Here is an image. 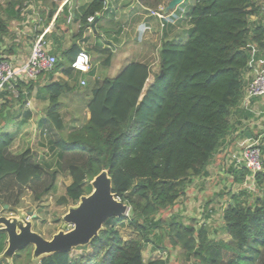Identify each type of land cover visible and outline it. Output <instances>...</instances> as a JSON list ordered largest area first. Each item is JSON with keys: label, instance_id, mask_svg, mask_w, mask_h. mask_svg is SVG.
<instances>
[{"label": "trees", "instance_id": "16d2710c", "mask_svg": "<svg viewBox=\"0 0 264 264\" xmlns=\"http://www.w3.org/2000/svg\"><path fill=\"white\" fill-rule=\"evenodd\" d=\"M25 1L16 0V13L23 11ZM137 1L158 12L168 0ZM104 8V0H92L81 9L79 31L52 72L73 78L71 63L81 51L78 41L87 30V20L99 17ZM262 8L258 0H194L184 15L189 28L174 41L162 40L158 71L153 74L148 64L131 63L115 78L103 79L90 91L89 120L69 133L59 112L67 84L51 83L44 89L48 96L44 122L58 136L49 140V149L57 151V160L65 161L71 180L59 204L76 205L105 170L112 193L129 213L108 220L89 245L78 247L83 255L54 253L38 264H169L168 258L145 262L142 252L149 245L160 252L174 250L181 264H264V129H256L252 137L263 155L260 171L252 174L232 159L234 152L231 156L227 152L231 149L227 139L238 130V116L252 118L242 103L251 81L247 76L251 63L264 66V25L249 20ZM8 9L0 4V60L10 35ZM21 85L16 87L17 99L0 93V195L13 186H38L48 173L29 150L20 155L10 152L14 138L9 112L26 102ZM222 149L228 159L226 175L240 186L228 193L222 209L221 233L228 241L211 238L206 223L194 219L185 223L177 214L166 215L186 196L194 179L209 176L208 167ZM48 174L50 182L43 193L54 186L55 173ZM246 184L252 188L242 189ZM121 228L132 236L123 239ZM6 239L0 232V255ZM31 254V247L20 250L11 264H22L23 255L27 264H33ZM3 263L8 264L0 259Z\"/></svg>", "mask_w": 264, "mask_h": 264}, {"label": "crops", "instance_id": "0c3cea01", "mask_svg": "<svg viewBox=\"0 0 264 264\" xmlns=\"http://www.w3.org/2000/svg\"><path fill=\"white\" fill-rule=\"evenodd\" d=\"M91 1L32 0L27 8L16 13L17 8L13 9L16 0H0L3 9L10 6L7 17L10 35L4 40L2 59L9 62L27 60L33 42L43 33L49 53L59 58L61 53L71 46L79 31L78 18L81 15V9ZM169 1L163 5V10ZM258 1L263 5V10L258 15L252 16L249 22L264 25V0ZM184 9L185 6L180 5L166 14L162 12L163 17L160 18L156 12L144 9L137 0H105L104 11L98 17L94 29L89 23L82 40L78 41L81 50L86 51L90 57V74L74 72L73 78H69L57 70L21 85L20 90L26 97L25 106L19 109V106L15 104L9 112L8 120L14 138L11 154L19 153L14 145L23 138L24 134L21 133H46L47 131L56 133L53 126L48 127L50 125L44 122L48 107V96L44 89L51 83L60 82L67 84L69 88V91L59 99V112L64 127L66 126L65 115L69 118L71 129L65 128L69 133L89 120L87 105L90 91L103 79L115 78L131 63H146L151 72L156 73L158 70L155 72L156 62H152L153 53H157L158 57L162 40L174 41L182 33L181 28L179 31L175 29V27L178 28L175 23L179 13ZM52 10L54 12L51 20L45 25L48 14ZM188 28L186 26L184 30ZM258 63L260 62L251 63L247 73L248 78L252 79L259 73L255 70ZM82 82L84 86L81 85ZM242 106L252 115V118L247 120L244 119L243 114L238 116L236 126L238 130L227 139V146H231V149L228 148L234 154L244 140H250L255 136L256 129L260 130L264 127V98L252 99L248 104L243 102ZM242 133L243 136H241ZM41 147L50 150L49 145ZM27 149L34 150L30 146ZM42 151L46 150L42 149ZM51 152L56 156L57 151ZM39 158L42 157L39 155Z\"/></svg>", "mask_w": 264, "mask_h": 264}, {"label": "rangeland", "instance_id": "374dc122", "mask_svg": "<svg viewBox=\"0 0 264 264\" xmlns=\"http://www.w3.org/2000/svg\"><path fill=\"white\" fill-rule=\"evenodd\" d=\"M167 2H165L166 4ZM184 11L178 15L176 20L175 29L181 28L184 31L188 27V21L185 19L186 7L192 6L194 0L184 1ZM163 9V6L159 8ZM160 12V11H158ZM176 31V32H177ZM177 37V36H176ZM153 61L156 62L155 72L158 70L157 66V53H153ZM261 63L256 66V72L264 70ZM66 130L71 129L69 124L68 115H65ZM262 129V128H261ZM260 129V130H261ZM24 134L23 138L15 142L14 148L19 151L16 155L24 153L27 148L32 147L30 151L34 161L47 169L48 173H55L54 186L49 192L43 193L42 191L50 182V175L47 173L40 185L27 186L18 188L13 186L12 189L0 195V217H16L24 216L31 222V230L40 235L45 240L51 238L62 230V218L67 214L68 210L76 205L72 204H59V200L64 197L65 189L70 184L71 180L67 172L66 163L63 160H57L48 148L41 147L42 145H49V140L57 139V134L52 132L45 133H21ZM14 144V143H13ZM12 144V145H13ZM19 145V146H18ZM18 146V147H17ZM13 147V146H12ZM42 149L45 151L43 152ZM231 156L232 150L227 151ZM39 155L42 158H39ZM43 155H46L45 157ZM233 157V155H232ZM226 163H228L227 154L224 149L215 157L213 163L208 167L209 176L203 179H194L191 186L187 190L186 196L179 200L177 206L168 213L177 214L181 216L185 223H190V220H195L198 224L206 223L211 232V238L216 240L223 239L228 241L229 238L221 233L222 229V209L227 204V195L230 191H237L240 186L232 184V180L226 175ZM242 189H251L250 184L243 185ZM69 227L66 231H69ZM120 236L123 239H128L132 236L130 230L126 228L120 229ZM32 251L33 248L31 247ZM71 257L76 258L83 255L82 249L74 248L70 252ZM143 259L145 262L155 259L168 258L169 264H181V257L174 250L165 249L164 252L153 249L150 245L145 246L143 252ZM1 259V258H0ZM5 260V259H3ZM7 262V260H5ZM22 261V262H21ZM22 264H27L25 255L21 259ZM33 264H38L39 260L33 261ZM8 263V262H7ZM9 262L8 264H11ZM4 264V263H3Z\"/></svg>", "mask_w": 264, "mask_h": 264}, {"label": "water", "instance_id": "95a60500", "mask_svg": "<svg viewBox=\"0 0 264 264\" xmlns=\"http://www.w3.org/2000/svg\"><path fill=\"white\" fill-rule=\"evenodd\" d=\"M185 0H170L164 14L173 11ZM98 17L91 23L94 29ZM92 191L82 196L75 207L62 218V230L51 240H45L31 230V222L24 216L0 217V232L6 236L7 247L1 259L12 262L14 255L27 247H32L31 259L40 260L54 253H69L72 249L84 247L98 236L103 225L111 219L127 216L129 207L112 193L108 171H101L91 182ZM69 231H66L68 228Z\"/></svg>", "mask_w": 264, "mask_h": 264}, {"label": "built area", "instance_id": "2783aa9c", "mask_svg": "<svg viewBox=\"0 0 264 264\" xmlns=\"http://www.w3.org/2000/svg\"><path fill=\"white\" fill-rule=\"evenodd\" d=\"M31 1L26 0L24 7L27 8ZM159 11L156 12V15L162 18L163 9ZM87 21L88 23H92L93 18H89ZM56 62L57 58L50 54L47 49L43 33L33 42L30 56L27 60L21 62L0 60V93H9L13 95L14 99H17L16 87L19 84H28L41 75L52 72ZM71 68L80 74L89 73L91 70V60L88 53L81 50L71 63ZM81 85L84 86V82ZM258 98H264V70L257 73L247 84L243 102L244 104H248L252 99ZM232 159L236 160L237 163H241L252 174L260 171L263 155L259 141L252 139L244 140L239 145L237 153L233 154Z\"/></svg>", "mask_w": 264, "mask_h": 264}]
</instances>
